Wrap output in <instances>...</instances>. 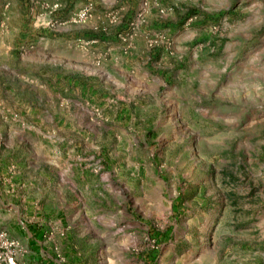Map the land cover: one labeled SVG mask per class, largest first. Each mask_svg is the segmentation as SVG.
Instances as JSON below:
<instances>
[{
    "label": "rangeland",
    "instance_id": "374dc122",
    "mask_svg": "<svg viewBox=\"0 0 264 264\" xmlns=\"http://www.w3.org/2000/svg\"><path fill=\"white\" fill-rule=\"evenodd\" d=\"M0 221L64 263L264 264V0H0Z\"/></svg>",
    "mask_w": 264,
    "mask_h": 264
},
{
    "label": "crops",
    "instance_id": "0c3cea01",
    "mask_svg": "<svg viewBox=\"0 0 264 264\" xmlns=\"http://www.w3.org/2000/svg\"><path fill=\"white\" fill-rule=\"evenodd\" d=\"M43 115L46 116L45 114ZM40 220L44 219L40 218ZM2 223L3 221H0V224ZM5 224H7V221L5 222ZM0 228L7 229L13 236L20 238L28 243L32 251V264H81L80 262L74 260V255L71 249L66 250L68 256L65 263L55 259V256L52 253L51 246L46 239L45 227H40L39 223H29L26 226H13L11 224H8L3 225Z\"/></svg>",
    "mask_w": 264,
    "mask_h": 264
},
{
    "label": "built area",
    "instance_id": "2783aa9c",
    "mask_svg": "<svg viewBox=\"0 0 264 264\" xmlns=\"http://www.w3.org/2000/svg\"><path fill=\"white\" fill-rule=\"evenodd\" d=\"M87 10L79 16L84 18ZM32 251L28 243L13 236L7 229L0 228V264H32ZM60 262H64L61 257Z\"/></svg>",
    "mask_w": 264,
    "mask_h": 264
}]
</instances>
